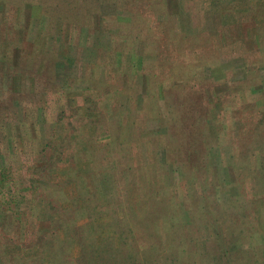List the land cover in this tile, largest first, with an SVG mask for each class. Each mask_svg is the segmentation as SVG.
Returning a JSON list of instances; mask_svg holds the SVG:
<instances>
[{
    "label": "trees",
    "instance_id": "16d2710c",
    "mask_svg": "<svg viewBox=\"0 0 264 264\" xmlns=\"http://www.w3.org/2000/svg\"><path fill=\"white\" fill-rule=\"evenodd\" d=\"M181 1L0 0V264H256L264 111Z\"/></svg>",
    "mask_w": 264,
    "mask_h": 264
},
{
    "label": "crops",
    "instance_id": "0c3cea01",
    "mask_svg": "<svg viewBox=\"0 0 264 264\" xmlns=\"http://www.w3.org/2000/svg\"><path fill=\"white\" fill-rule=\"evenodd\" d=\"M185 3L187 28L201 24L203 30L221 39L222 67L236 71L238 79H233L240 90L252 94L248 107L258 108L259 102L264 101V65L257 66L264 61V0H185ZM227 31H231L229 37Z\"/></svg>",
    "mask_w": 264,
    "mask_h": 264
},
{
    "label": "rangeland",
    "instance_id": "374dc122",
    "mask_svg": "<svg viewBox=\"0 0 264 264\" xmlns=\"http://www.w3.org/2000/svg\"><path fill=\"white\" fill-rule=\"evenodd\" d=\"M196 21H199V19H196ZM227 33H228L227 37H229V35L231 34V31H227ZM31 35H32V32H30L29 38H30ZM262 38H263V41H264V34H263ZM263 65H264V61H259L258 64H257V66H263ZM232 77H235V78L238 79V76H232ZM232 80H234V79H232ZM250 99H251V96H250ZM259 104H261V105H258L257 111H260L259 109H261V111H264V108H262V105L264 104V101L262 100V102H259ZM251 109H256V108L254 107V108H251ZM238 116H240L239 113H238ZM255 117H257L256 121H260V119L264 120V116L258 115V116H255ZM239 125H238V127L240 128ZM224 165L226 167L223 166V164L221 163L222 169L223 170L225 169V172H223V176L225 178H227V179H228V177L231 178V176L233 174V169H232L231 163L228 161V165H226V163L224 162ZM216 192H217L216 196H217V198L219 199V201L221 203L224 202L227 199V195L228 194H227V192L224 191V189H223L222 186H218L216 188ZM250 210L253 211V212H252V216H250L248 220H251L252 222H255L254 219H255L256 216L254 217V213L256 212V207H251ZM238 218L240 219V216L239 215H238ZM241 223H244V222H241ZM205 235H206V233H205ZM259 237H260V234L255 235V240L258 241L259 243H261L263 249H262V251H261L260 254H257L256 255V264H264V236H263V238L260 237L261 239Z\"/></svg>",
    "mask_w": 264,
    "mask_h": 264
}]
</instances>
